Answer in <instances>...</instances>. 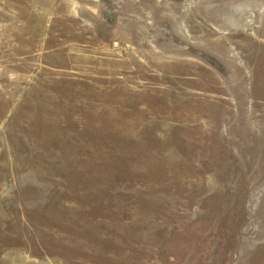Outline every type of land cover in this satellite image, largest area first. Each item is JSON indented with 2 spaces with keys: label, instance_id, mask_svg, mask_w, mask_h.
Returning <instances> with one entry per match:
<instances>
[{
  "label": "rangeland",
  "instance_id": "obj_1",
  "mask_svg": "<svg viewBox=\"0 0 264 264\" xmlns=\"http://www.w3.org/2000/svg\"><path fill=\"white\" fill-rule=\"evenodd\" d=\"M0 264H264V0H0Z\"/></svg>",
  "mask_w": 264,
  "mask_h": 264
},
{
  "label": "bare ground",
  "instance_id": "obj_2",
  "mask_svg": "<svg viewBox=\"0 0 264 264\" xmlns=\"http://www.w3.org/2000/svg\"><path fill=\"white\" fill-rule=\"evenodd\" d=\"M243 9H245V8H243ZM244 11H245V10H244ZM233 14H234V13H233ZM228 20H229V19H228ZM232 21H233V20H232ZM238 24H239V23H238ZM240 24H242V23H240ZM235 25H236V24H234V27H235ZM242 27L244 28V26H242ZM238 29H240V28H238ZM260 125H261V124H260Z\"/></svg>",
  "mask_w": 264,
  "mask_h": 264
}]
</instances>
